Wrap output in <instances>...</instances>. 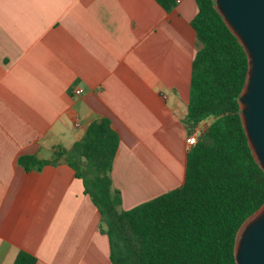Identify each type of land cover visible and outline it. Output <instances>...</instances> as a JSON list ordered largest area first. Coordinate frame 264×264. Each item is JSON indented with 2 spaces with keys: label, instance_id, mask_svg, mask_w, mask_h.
I'll return each instance as SVG.
<instances>
[{
  "label": "crops",
  "instance_id": "obj_1",
  "mask_svg": "<svg viewBox=\"0 0 264 264\" xmlns=\"http://www.w3.org/2000/svg\"><path fill=\"white\" fill-rule=\"evenodd\" d=\"M194 0H0V264H113L100 213L64 161L51 159L108 118L119 143L112 187L124 209L180 186ZM81 89L79 94L76 89Z\"/></svg>",
  "mask_w": 264,
  "mask_h": 264
},
{
  "label": "trees",
  "instance_id": "obj_2",
  "mask_svg": "<svg viewBox=\"0 0 264 264\" xmlns=\"http://www.w3.org/2000/svg\"><path fill=\"white\" fill-rule=\"evenodd\" d=\"M166 11L176 0H156ZM191 20L199 49L191 63L187 111L181 122L187 148L180 186L131 208L120 207L111 169L119 143L108 118L92 121L71 148H54L51 159L24 154V168L40 170L64 161L83 180L100 213L99 230L109 240L113 264H237L235 238L242 223L264 203V170L249 147L239 96L247 55L214 8V0H194ZM19 251L13 264H35Z\"/></svg>",
  "mask_w": 264,
  "mask_h": 264
},
{
  "label": "water",
  "instance_id": "obj_3",
  "mask_svg": "<svg viewBox=\"0 0 264 264\" xmlns=\"http://www.w3.org/2000/svg\"><path fill=\"white\" fill-rule=\"evenodd\" d=\"M214 8L247 55L240 117L252 154L264 170V0H214ZM234 256L237 264H264V203L238 229Z\"/></svg>",
  "mask_w": 264,
  "mask_h": 264
},
{
  "label": "built area",
  "instance_id": "obj_4",
  "mask_svg": "<svg viewBox=\"0 0 264 264\" xmlns=\"http://www.w3.org/2000/svg\"><path fill=\"white\" fill-rule=\"evenodd\" d=\"M179 2H180V0H176V3H179ZM80 92H81V89L80 88L75 90V93L76 94H79ZM201 129H202L201 127L197 128L194 131V133L192 134V136L190 138L186 139V141H187V148L195 141V139L199 135Z\"/></svg>",
  "mask_w": 264,
  "mask_h": 264
},
{
  "label": "rangeland",
  "instance_id": "obj_5",
  "mask_svg": "<svg viewBox=\"0 0 264 264\" xmlns=\"http://www.w3.org/2000/svg\"><path fill=\"white\" fill-rule=\"evenodd\" d=\"M205 125H206V124H205V123H203V124H202V126H201V128H202V127H204Z\"/></svg>",
  "mask_w": 264,
  "mask_h": 264
}]
</instances>
